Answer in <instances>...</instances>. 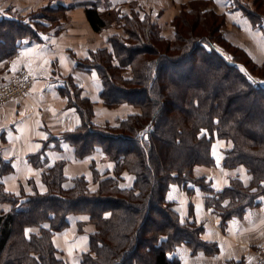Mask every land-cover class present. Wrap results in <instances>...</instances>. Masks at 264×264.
Wrapping results in <instances>:
<instances>
[{
  "label": "trees",
  "instance_id": "trees-1",
  "mask_svg": "<svg viewBox=\"0 0 264 264\" xmlns=\"http://www.w3.org/2000/svg\"><path fill=\"white\" fill-rule=\"evenodd\" d=\"M211 1L190 2L188 10L174 19L172 37L162 34L136 0L129 1V11L121 6L101 9L97 4L86 8L94 30L115 22L124 32L112 34L111 47L91 52L79 65L99 73L106 106L127 103L141 110L115 125H97L94 102L81 97L71 84L76 93L71 104L79 110L82 124L62 137L72 143L78 157L102 148L115 162L113 175L101 178L95 170L97 188L92 189L84 176L66 188L59 161L43 173L45 192L16 195L0 185V199L12 202L9 211L0 213V264H65L53 236L69 225L70 214L79 213H88L96 225L81 264H181L170 257L181 244L193 252L217 253L218 244L202 239L201 226L182 222L167 198L174 184L188 191L190 184L212 191L206 184L210 181L194 171L216 164L212 148L217 139L231 143L224 166L243 165L252 179L247 184L232 179L230 186L208 196L206 205L221 214L225 227L229 219L242 217L261 203L264 63L255 62L219 33L225 17L203 9V2ZM253 5L255 11L245 6V14L264 31V0H254ZM40 9L42 16L12 13L0 18V61L15 57L23 39L36 38L60 23L67 10L49 5ZM41 155L30 159L41 165ZM0 162V172L12 170L1 154ZM124 171L135 176L130 187L122 184ZM228 264L244 261L232 259Z\"/></svg>",
  "mask_w": 264,
  "mask_h": 264
},
{
  "label": "crops",
  "instance_id": "crops-1",
  "mask_svg": "<svg viewBox=\"0 0 264 264\" xmlns=\"http://www.w3.org/2000/svg\"><path fill=\"white\" fill-rule=\"evenodd\" d=\"M129 1L0 0V18L12 13L27 16L48 5L67 8L66 16L60 19V23L46 32H39L36 38L23 39L15 57L0 61V84L22 71H26L31 80L27 94L12 96L0 103V154L12 167L9 172H0V185L6 193L17 195L47 191L43 173L59 161L63 162V186L66 188L73 186L74 179L79 176H84L92 189L97 188L94 170L101 174V178L113 175L115 162L104 155L102 148L78 157L75 147L62 135L82 124L79 110L71 104L76 94L73 89L71 92L72 83L81 97L94 102L93 121L97 125H115L129 114L138 112V108L127 103L116 108L106 106L101 97L104 85L99 73L79 65L80 61L90 57L91 52L111 47L110 37L120 33L112 26L102 31L94 30L87 18L86 8L97 4L101 9L115 5L129 9ZM137 1L147 11L157 13L158 3L163 13L174 9L175 3L185 0ZM237 2L214 0L215 7L226 13L229 30L234 29L241 34L239 38L230 34V40L239 42L257 62L263 63L264 33L258 27L253 28L248 17L237 8ZM39 20L49 23L45 19ZM215 144L216 164L195 168L196 176L205 177L214 189L208 191L200 185L190 184L191 191H188L174 184L167 198L173 202L182 222L201 225L202 239L216 242L219 251L215 254L193 252L190 246L181 244L171 256L179 258L181 264H228L232 259H245L246 264H251L255 249L264 244V197L259 205L249 207L242 217H233L222 227L221 214L206 205V198L230 186L232 178H239L247 184L252 175L243 165L233 168L224 166L225 152L231 147L229 141L217 139ZM38 153L42 154L41 165L34 164L30 159ZM2 168L0 162V170ZM122 176L124 186L134 184L133 174L124 171ZM11 208L12 202L0 199V213ZM68 220L69 225L54 234L53 242L65 264H81L83 254L90 249L96 225L91 222L88 213L70 214Z\"/></svg>",
  "mask_w": 264,
  "mask_h": 264
},
{
  "label": "rangeland",
  "instance_id": "rangeland-1",
  "mask_svg": "<svg viewBox=\"0 0 264 264\" xmlns=\"http://www.w3.org/2000/svg\"><path fill=\"white\" fill-rule=\"evenodd\" d=\"M137 1V0H136ZM192 1H194V0H185V1H183V3L181 2V3H175V6H174V9H172V10H170V9H168V10H166L165 12H163L162 13V9L159 7V5H158V3H156V6H157V11H158V13L156 12V11H151V12H149V11H147L145 8H143L142 6H141V3H139V6L142 8V11L143 12H147V13H149L150 15H151V18H152V20L154 21V22H156V24L158 25V27H159V29H160V31L162 32V34H164L165 36H170V37H172V36H174V33H175V25H174V19L177 17V16H179L183 11H187L188 9H187V7H189V5H190V2H192ZM106 3H107V1H106ZM253 3H254V0H238V2H237V8H239L241 11H242V13L244 14V15H246L245 14V9H244V7L246 6V7H249V8H251V9H253L254 11H255V8H254V5H253ZM115 7H120V6H117V5H115ZM121 7H122V5H121ZM47 8V7H46ZM111 8H113V6L111 7ZM122 9H124L125 11H129L130 10V8L128 9V8H123L122 7ZM203 9H206V10H208V9H213L214 11H216L218 14H223L224 15V17H225V22H224V24L220 27V30H219V33H221L222 35H223V37L225 38V40H227V41H229V43H231V44H233V45H235V46H238V47H240V48H242L243 50H245L246 51V53L255 61V62H257L251 55H250V53L242 46V45H240L239 44V42H238V44L237 43H235L234 41H232V40H230V34H231V36L233 35V36H235V37H240L241 36V34L240 33H238L236 30H234V29H232L231 31L229 30V25H228V19H227V17H226V13L225 12H223V11H219L216 7H215V3H214V0H212L210 3L208 2V3H205V2H203ZM9 12H11V11H9ZM33 15V16H35V15H40V16H42L43 14H44V12H43V10L42 9H40V10H35V11H33L32 13H30V14H28V15ZM28 15H27V17H28ZM247 16V15H246ZM248 17V16H247ZM43 19V18H42ZM45 19V18H44ZM248 19H249V21H250V23L252 24V26H253V28H255V29H257V27H258V23L256 24L257 26H255L254 24H253V22H252V20L248 17ZM46 21H48L47 20V18L45 19ZM258 22H259V20H258ZM262 24H264V21L263 22H261ZM112 27H116V29L118 30V31H120V33H123L124 32V30H123V27H119L118 25H117V23H115L114 22V24L113 25H111ZM110 27V26H109ZM258 29H260L259 27H258ZM260 30H262V32L264 33V31H263V29H260ZM117 33V32H116ZM257 63H259V62H257ZM264 63V62H263ZM73 89V88H72ZM73 91H74V89H73ZM120 106V105H119ZM116 107H118V106H116ZM116 107H114V108H116ZM136 107V106H135ZM136 108H138V111H140L141 109L139 108V107H136ZM216 140H215V142H214V144H213V148H212V153H213V155L214 156H216V153H217V150H216ZM225 154H226V152H225ZM204 166V165H203ZM234 167H236V166H234ZM229 168H233V167H229ZM195 172V171H194ZM196 173V172H195ZM94 174H95V170H94ZM232 179H235V178H232ZM97 183V185H98V182H96ZM206 184H210V186H211V183H206ZM197 185V184H196ZM201 186V185H200ZM212 187V186H211ZM213 188V187H212ZM214 189V188H213ZM217 192H215V194H216ZM31 194H33V193H31ZM214 194V195H215ZM209 207V206H208ZM174 208H175V206H174ZM153 213H155V212H153ZM178 213V212H177ZM179 217H180V215H179ZM180 219H181V217H180ZM182 221V220H181ZM186 223H190V222H186ZM191 224H195L196 225V227H200L201 225H198V224H196V223H191ZM202 227V226H201ZM260 247V246H259ZM258 247V248H259ZM258 248H256L255 249V255H256V251H257V249ZM204 252L202 249H200V250H198V252ZM204 253H207V252H204ZM211 254V253H210ZM172 254H170V257H173V256H171ZM235 260V259H234ZM241 260H243L244 261V264H246V260L245 259H241ZM254 262H255V257H254V260L251 262V264H254Z\"/></svg>",
  "mask_w": 264,
  "mask_h": 264
},
{
  "label": "built area",
  "instance_id": "built-area-1",
  "mask_svg": "<svg viewBox=\"0 0 264 264\" xmlns=\"http://www.w3.org/2000/svg\"><path fill=\"white\" fill-rule=\"evenodd\" d=\"M30 85V75L26 71L10 76L7 81L0 84V103L12 96L27 94ZM254 264H264V244L257 249Z\"/></svg>",
  "mask_w": 264,
  "mask_h": 264
}]
</instances>
